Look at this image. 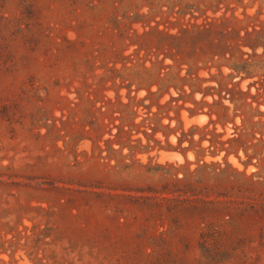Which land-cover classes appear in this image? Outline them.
<instances>
[{"label": "rangeland", "instance_id": "rangeland-1", "mask_svg": "<svg viewBox=\"0 0 264 264\" xmlns=\"http://www.w3.org/2000/svg\"><path fill=\"white\" fill-rule=\"evenodd\" d=\"M0 264H264V0H0Z\"/></svg>", "mask_w": 264, "mask_h": 264}, {"label": "bare ground", "instance_id": "bare-ground-1", "mask_svg": "<svg viewBox=\"0 0 264 264\" xmlns=\"http://www.w3.org/2000/svg\"><path fill=\"white\" fill-rule=\"evenodd\" d=\"M199 117H200V116H199ZM199 117H198V119H200ZM203 117H204V116H203ZM203 119H204V118H203Z\"/></svg>", "mask_w": 264, "mask_h": 264}]
</instances>
